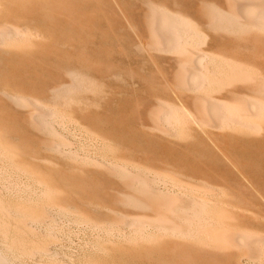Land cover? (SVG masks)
Listing matches in <instances>:
<instances>
[{"label":"rangeland","instance_id":"1","mask_svg":"<svg viewBox=\"0 0 264 264\" xmlns=\"http://www.w3.org/2000/svg\"><path fill=\"white\" fill-rule=\"evenodd\" d=\"M165 1H175L187 11L197 2ZM139 3L0 0V24L29 31L24 34L28 40L24 35L20 40L18 37L19 44L13 38L9 47L10 39L0 43V259L6 264H246L230 257L227 250L194 239L153 234L150 230L137 235L117 225L124 214L150 212L118 203V193L125 191L122 181L94 160H113L219 184L224 189L221 200L229 204L228 221L264 233L263 134L225 132L211 134L209 139L191 123L170 136L149 127L148 109L156 99L177 106L181 101L187 105L190 102L183 95L180 100L174 98L165 85L170 80L167 55H156L150 61L136 49V35L144 36ZM223 41L222 49L242 60L250 59L253 67L264 68V35L236 40L225 37ZM68 70L83 71L96 86L82 93L74 91L72 101L63 107L53 102L50 89L68 82ZM2 91L50 105L59 115L55 116L61 135L58 133L55 139L56 134L37 130L29 118L31 107L13 104ZM53 139L74 143L72 150L80 154L57 155L47 148V141ZM212 140L245 177L222 161ZM30 222L36 223L35 227ZM82 224L86 225L82 228Z\"/></svg>","mask_w":264,"mask_h":264},{"label":"bare ground","instance_id":"2","mask_svg":"<svg viewBox=\"0 0 264 264\" xmlns=\"http://www.w3.org/2000/svg\"><path fill=\"white\" fill-rule=\"evenodd\" d=\"M139 5L138 18L144 36L136 35V49L150 61H153L156 55H167L165 65L170 71V80L165 81V85L174 98L180 100V96L183 95L190 102L187 105L181 101V105L177 106L156 99L148 109L149 127L153 131L170 136L184 131L185 126L191 123L209 139L211 134L221 135L225 132L264 135V68L257 65L253 67L248 63L250 59L242 60L221 48L225 37L236 40L243 36L264 35V0H197L189 11L181 8L175 1L169 3L165 0H140ZM33 32L37 33L34 30ZM33 32L31 33L33 34ZM27 33L29 31L25 27L0 24V43L4 44L8 42L6 40L10 39V43L7 44L9 47L11 38L18 41L19 36L23 38V35ZM41 34L43 33L41 32ZM24 37L28 36L24 35ZM33 37L35 38V36ZM22 38L19 37V40ZM17 41L15 42L17 43ZM82 72L68 70L66 72L68 82L58 84L50 89L51 99L54 103L59 102L65 107L74 91L81 90L82 93L84 90L89 91L95 88V82ZM118 83L120 82L118 81ZM104 87L106 88V86ZM2 93L5 98L17 106L29 105L31 107L29 113L31 124L33 123L37 130L43 131L45 134L46 132L52 133V135L56 134L54 135L56 139L59 133L57 126H60L57 125L59 123L56 117L59 115L55 114L52 107H48L50 105L46 106L34 99L7 91H2ZM76 101L78 100L73 102ZM77 105L75 103V106ZM59 122L64 123L60 119ZM60 133L59 135H61ZM54 136L51 137L54 138ZM67 143L53 139L47 141V148L56 151L57 155L60 153L64 156L72 157L74 155L77 157L80 153L77 154L72 150L74 143L72 145L68 141ZM212 144L222 161L232 168L234 173L245 177L239 166L213 140ZM94 161L99 163L110 175L122 181L125 191L118 193V203L134 208H147L150 212L149 215L124 214L119 217L117 225L120 224L125 229H131L133 232H137V235L150 230L153 231V234L157 232L161 235H170L181 239H194L227 250L231 253L230 257H236L240 263L258 264L264 261V233L228 221L226 210L229 208L226 207H229V204L221 200L224 193L221 185L199 177L146 170L127 163H113V160L112 162ZM1 169L2 167L0 171ZM10 184L9 182V186ZM3 188L5 189L4 185ZM6 190L7 188L4 191L8 192ZM0 191L2 190L0 189ZM16 191L18 192V190ZM56 210L54 211L58 213ZM49 213L51 212L49 211ZM57 217L59 219V216ZM26 224L28 227V222ZM35 224L32 222L31 227ZM86 224H82L81 227L83 228V225ZM110 225H108L109 228ZM36 228L38 229V226ZM123 231L125 230L123 229ZM116 232L118 233V231ZM121 233L124 234V232ZM126 241L128 240L126 239ZM43 254L45 255V253ZM3 262L0 259V264H6Z\"/></svg>","mask_w":264,"mask_h":264}]
</instances>
